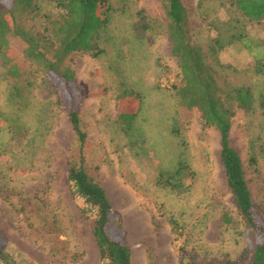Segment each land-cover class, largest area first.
I'll list each match as a JSON object with an SVG mask.
<instances>
[{"label": "rangeland", "instance_id": "1", "mask_svg": "<svg viewBox=\"0 0 264 264\" xmlns=\"http://www.w3.org/2000/svg\"><path fill=\"white\" fill-rule=\"evenodd\" d=\"M110 1L115 11L106 51L97 57L72 53L70 83L50 75L54 86L33 65H24L22 82L11 80L5 62L22 60L25 45L8 35L0 56V245L21 264H100L82 199L67 176L70 157L79 160L67 113L73 107L88 134L86 164L112 202L111 233L127 243L133 264H249L253 236L227 181L220 132L197 109H178L173 85L181 83V73L166 32L168 0ZM182 1L191 40L208 53L220 83L250 85L257 95L264 91V74L254 71L255 62L264 61V19L245 18L234 0ZM38 3L39 11L27 13L25 23L47 32L64 10L55 0ZM227 23L245 26L249 43L236 41L220 50L221 66L208 50L215 27L225 29ZM16 82L25 86L18 100L11 94ZM129 87L144 94L133 133L118 120L129 109L118 94ZM176 109L196 171L182 191L157 182L159 169L173 164L177 146L169 128ZM10 125L18 126L14 134ZM230 143L264 215V108H236Z\"/></svg>", "mask_w": 264, "mask_h": 264}, {"label": "trees", "instance_id": "2", "mask_svg": "<svg viewBox=\"0 0 264 264\" xmlns=\"http://www.w3.org/2000/svg\"><path fill=\"white\" fill-rule=\"evenodd\" d=\"M55 1L64 11L55 17V24L51 28L45 29L47 32L38 33L29 28L24 19L27 13L39 11L38 0H12L10 5L0 0V56L9 46L8 35L11 33L25 45L22 60L15 62L11 55L10 61L5 62L11 80L15 78V81L22 82L25 78L24 65H33L41 69L54 86L50 75L70 83L75 79L72 53L81 52L97 57L106 51L104 43L111 35L108 24L111 11H115L110 0ZM234 3L245 18L258 22L264 19V0H234ZM166 13V32L172 42V55L177 57L181 73V83L173 85L178 97V109L187 113L197 109L207 126L219 130L221 159L227 181L236 207L253 236V254L249 264H264V215L253 200L241 155L230 143L232 117L236 108L247 112L254 110L256 105L264 108V91L257 95L250 85L230 86L220 83L214 66L207 59L208 53L200 44L191 40V31L187 25L188 11L183 1L168 0ZM215 30L208 52L224 66L217 59L218 52L236 41L249 43V39L245 26L227 23L225 29L215 27ZM254 71L264 74V61L257 60ZM23 92L25 86L22 89L21 84L16 82L12 88V97L18 100ZM58 95L59 101H62L59 90ZM118 97L120 101L126 100L129 106V109L119 113V123L126 132L133 133L138 129L144 94L129 87L121 90ZM178 109L171 116L169 128L177 146L173 164L170 168L159 169L157 182L182 191L190 185L185 180L194 179L196 171L190 162V143L180 124ZM67 113L78 141L79 159L76 161L70 157L67 176L73 193L82 199V213L97 242L100 264H133L127 243L111 233L112 202L105 188L90 172L92 168L86 164L88 134L81 126L80 110L72 107ZM8 127L14 134L18 126ZM0 261L5 264H21L4 245H0Z\"/></svg>", "mask_w": 264, "mask_h": 264}]
</instances>
